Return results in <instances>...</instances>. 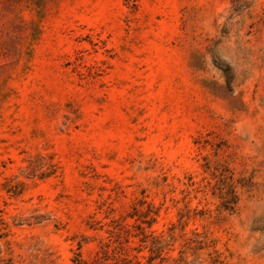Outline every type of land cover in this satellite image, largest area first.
<instances>
[{"label": "rangeland", "instance_id": "374dc122", "mask_svg": "<svg viewBox=\"0 0 264 264\" xmlns=\"http://www.w3.org/2000/svg\"><path fill=\"white\" fill-rule=\"evenodd\" d=\"M103 248L264 264V0H0V264Z\"/></svg>", "mask_w": 264, "mask_h": 264}, {"label": "trees", "instance_id": "16d2710c", "mask_svg": "<svg viewBox=\"0 0 264 264\" xmlns=\"http://www.w3.org/2000/svg\"><path fill=\"white\" fill-rule=\"evenodd\" d=\"M112 232V231H111ZM123 248H121L120 250H122ZM104 253V255L101 253ZM102 252L101 253H97V257L94 259V262H99V264H108L107 263V260L111 257L110 255H108V250L107 249H102ZM112 258L114 260H117V261H126L127 260V257H125V253H120L118 251V255H112ZM82 264H86V262H83Z\"/></svg>", "mask_w": 264, "mask_h": 264}]
</instances>
